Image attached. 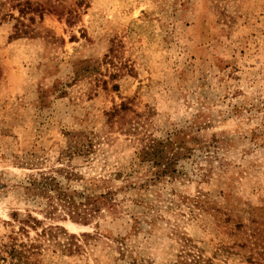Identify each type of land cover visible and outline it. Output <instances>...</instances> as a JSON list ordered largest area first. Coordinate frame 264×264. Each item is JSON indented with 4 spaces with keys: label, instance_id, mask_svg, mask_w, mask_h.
I'll return each instance as SVG.
<instances>
[{
    "label": "rangeland",
    "instance_id": "rangeland-1",
    "mask_svg": "<svg viewBox=\"0 0 264 264\" xmlns=\"http://www.w3.org/2000/svg\"><path fill=\"white\" fill-rule=\"evenodd\" d=\"M167 137L174 176L131 174ZM62 166L112 192L86 224L24 193ZM28 216L64 230L37 264H264V0H0V242Z\"/></svg>",
    "mask_w": 264,
    "mask_h": 264
},
{
    "label": "trees",
    "instance_id": "trees-1",
    "mask_svg": "<svg viewBox=\"0 0 264 264\" xmlns=\"http://www.w3.org/2000/svg\"><path fill=\"white\" fill-rule=\"evenodd\" d=\"M25 4L30 5L29 2H25ZM19 12L24 14L25 10L20 9ZM193 149L188 146L185 140L179 138H148L137 151L138 161L131 174L144 170L148 173L147 178L153 182L164 177L174 176L177 161L183 155H189ZM22 187L25 195L36 201L39 199V202H44L47 210L46 215L52 216L53 213L61 210L71 221L83 224L87 223V214L78 211L79 202H102L104 205L106 202H111L112 199L111 191L96 194L87 186L86 181H83V175L70 167L63 166L31 175ZM33 221L39 223L34 218L32 220L30 216L23 220L18 230L21 237L8 235L6 240H1L0 264H37L33 257L44 254L40 238L45 237V240L51 242L58 232H64L58 226L48 227L41 230L36 239L32 240L29 238L28 228ZM23 238L26 239L23 240ZM69 238L73 239L75 236L69 235ZM58 244L61 246L59 242ZM66 247L70 249L71 242L62 246V248ZM172 264H213V261L203 257L199 252L183 249Z\"/></svg>",
    "mask_w": 264,
    "mask_h": 264
}]
</instances>
